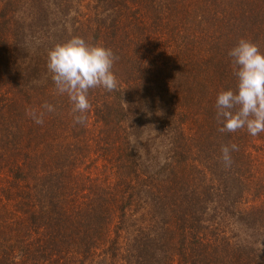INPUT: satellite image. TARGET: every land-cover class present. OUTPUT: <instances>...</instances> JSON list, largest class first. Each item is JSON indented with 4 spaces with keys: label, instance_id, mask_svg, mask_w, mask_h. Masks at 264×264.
<instances>
[{
    "label": "trees",
    "instance_id": "16d2710c",
    "mask_svg": "<svg viewBox=\"0 0 264 264\" xmlns=\"http://www.w3.org/2000/svg\"><path fill=\"white\" fill-rule=\"evenodd\" d=\"M73 36L117 58L83 123L47 69ZM241 38L264 54V0H0V264H260L264 132L216 119Z\"/></svg>",
    "mask_w": 264,
    "mask_h": 264
},
{
    "label": "clouds",
    "instance_id": "9594fccd",
    "mask_svg": "<svg viewBox=\"0 0 264 264\" xmlns=\"http://www.w3.org/2000/svg\"><path fill=\"white\" fill-rule=\"evenodd\" d=\"M236 90H221L215 101L216 119L220 133H233L246 129L251 136L264 132V54L258 46L241 38L228 52ZM117 58L110 48L89 44L79 36L56 44L48 51L47 69L52 74L56 92L66 95L71 103L75 123H83L91 108L88 99L90 89L103 88L112 92L118 88L113 69ZM43 111L27 109L35 123L42 124L45 112L55 111L48 103ZM221 160L226 168L232 164L231 153L238 151L235 144L221 147Z\"/></svg>",
    "mask_w": 264,
    "mask_h": 264
},
{
    "label": "rangeland",
    "instance_id": "374dc122",
    "mask_svg": "<svg viewBox=\"0 0 264 264\" xmlns=\"http://www.w3.org/2000/svg\"><path fill=\"white\" fill-rule=\"evenodd\" d=\"M248 224L252 227L254 225L253 221H249ZM249 225L243 227V229L240 232H237V236L241 237V245L244 246L247 243H251L252 241L254 243L258 242L260 249L264 248V246L262 245L264 244V221L259 225L258 231L255 230V227H253L252 229ZM261 255H264V253L259 255L261 259L260 264H264V256ZM257 256L258 254H255L251 258H253V260L255 259L257 260Z\"/></svg>",
    "mask_w": 264,
    "mask_h": 264
}]
</instances>
